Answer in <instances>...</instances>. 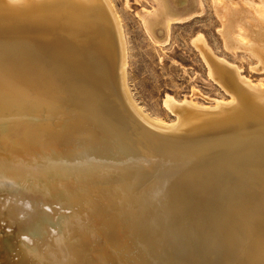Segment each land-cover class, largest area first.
<instances>
[{
    "label": "bare ground",
    "instance_id": "6f19581e",
    "mask_svg": "<svg viewBox=\"0 0 264 264\" xmlns=\"http://www.w3.org/2000/svg\"><path fill=\"white\" fill-rule=\"evenodd\" d=\"M151 1L154 40L181 14ZM234 21L264 70V19ZM199 44L229 100L165 97V124L130 95L109 0H0V264H264V82Z\"/></svg>",
    "mask_w": 264,
    "mask_h": 264
},
{
    "label": "rangeland",
    "instance_id": "374dc122",
    "mask_svg": "<svg viewBox=\"0 0 264 264\" xmlns=\"http://www.w3.org/2000/svg\"><path fill=\"white\" fill-rule=\"evenodd\" d=\"M109 1L120 17L124 35L126 86L136 105L150 117L165 124L174 121V114L163 106L165 97L172 98L176 104L189 100L200 107L229 100L208 76L198 43H201L199 48L236 67L252 83L264 82V70L259 71L257 60L245 51L231 49L222 36L223 23L264 19V0H197L193 12L189 13L185 9L190 7V0H171L178 15L181 14L179 20L169 24L167 34L162 28L154 29V40L145 25V13L152 8L151 0ZM194 40L198 42L195 45Z\"/></svg>",
    "mask_w": 264,
    "mask_h": 264
}]
</instances>
